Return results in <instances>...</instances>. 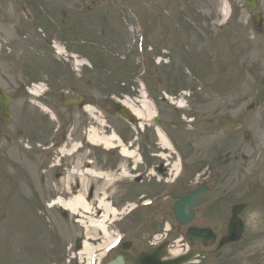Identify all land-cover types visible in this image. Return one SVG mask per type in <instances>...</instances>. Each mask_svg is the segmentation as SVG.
<instances>
[{
	"label": "rangeland",
	"instance_id": "1",
	"mask_svg": "<svg viewBox=\"0 0 264 264\" xmlns=\"http://www.w3.org/2000/svg\"><path fill=\"white\" fill-rule=\"evenodd\" d=\"M244 1L0 0V82L16 99L19 94L14 80L32 76L42 81L43 74L55 77L67 73L65 83L57 88L83 96L101 122L104 135L115 131L140 144L145 142L153 171L162 166L168 169L176 157L160 150L157 127L175 145L179 158H205L214 163L212 171L226 174L213 181L207 198L209 205H217L200 209L192 226L209 227L218 240L225 234L231 206L242 203L247 205L240 214L243 237L217 254L212 252L215 245L208 249L193 246V250L205 252V258H196V264H264V41L259 45L243 42L244 38L251 41L246 31L256 28L243 8ZM256 1L263 20L259 28L264 29V0ZM229 7L232 14L225 19L221 13ZM220 30L228 33L225 43L230 56L222 52L224 48L211 47L215 39L211 34ZM54 43L65 46V54L54 55L50 47ZM74 62L81 65L76 67ZM181 92L187 96L182 101L185 107L179 110L166 97L179 101ZM140 95L157 114L158 126L153 117L146 118L148 113L132 125L116 114V104L134 103ZM59 97L60 92L54 93L52 103L67 120L69 140L77 141L76 132L84 139L97 125L81 110L64 112ZM23 100L11 107L13 120L5 131L11 137L16 113L29 106L38 110L34 108L38 102L31 100L28 106ZM249 101L253 108L246 110ZM37 119L38 134L28 142H10L0 136V264H80L74 245L83 238L85 228L78 222L79 216L56 206L49 208L52 200L65 199L48 195L50 167H58L60 155L49 161L42 151L49 123ZM245 132L248 139L243 138ZM161 153L167 162L162 161ZM189 172L190 166L182 181ZM183 192L174 187L153 198L159 205L167 203L163 207L108 219L114 222L106 240L89 228L97 239L88 243L103 249L118 237L140 248L149 236L152 243L165 238L168 250L182 253L190 246L183 238L185 228L177 226L172 217L171 206ZM98 197L102 196L85 199L94 205ZM138 198L113 195L106 197V202L120 211L122 201ZM152 223L158 224L154 233L149 231Z\"/></svg>",
	"mask_w": 264,
	"mask_h": 264
},
{
	"label": "flooded vegetation",
	"instance_id": "2",
	"mask_svg": "<svg viewBox=\"0 0 264 264\" xmlns=\"http://www.w3.org/2000/svg\"><path fill=\"white\" fill-rule=\"evenodd\" d=\"M243 8L245 10L247 9L245 2L243 3ZM236 10H238L237 7ZM252 19L254 24L258 27L247 30L246 33L249 34L246 36L251 41L244 38L243 42L247 41L248 43H257V45H259V43H263L264 41V29L259 28V25L263 23L261 20L262 16L254 14ZM220 31L221 32H216L213 35L211 34V36L215 37L214 40H211L213 42L211 47L215 50L216 48L222 50L224 48L225 51L222 52H226L227 56H230V49L227 46V43H225L226 41L228 42V33H225L222 30ZM234 35L239 36V33L235 32ZM220 42H224V45L220 44ZM237 48L238 51L241 50V46ZM257 49L258 47L256 46V50ZM219 56L224 57L225 55L219 53ZM238 57L241 58V54ZM216 58H218L217 55ZM228 58L229 57H227L223 64L227 63ZM31 84L32 80L25 77L24 80L17 81L16 91L21 94ZM31 115L32 114L30 113L28 120L25 116V111L23 110L22 112H19V116L15 118L14 133L17 139L22 136H25L26 139H30L37 133V123L32 120ZM28 121L30 122L28 126L29 129H31L30 132H27L26 129ZM4 122L5 121L0 113V132L1 128L4 126ZM73 136L77 139V141H64L60 139L54 141V144L51 145L52 148L50 154L48 155L49 161L53 160L54 157L56 158V156L63 149L65 150L66 156L61 155L59 157L60 162L58 167H53V165L50 167L52 170L51 176L53 180L51 179L52 185L48 189L49 196L53 197L56 195H63L66 197L68 195H75L80 193L82 188L84 194L89 197H93L94 195H105L107 197L118 195L127 197L146 196V198H148L151 194V187L156 189V193L163 192L165 186L150 179L149 170L151 169V164L149 162V152L146 150L147 146L145 145V142H141L140 144L129 139L125 141V147L129 149L132 148L131 152L136 155L133 159H128L119 156V150H111L104 154L101 149H99L98 145L92 144L84 139H80L77 132L73 133ZM142 137H144V135ZM133 145L136 147H133ZM118 147L119 145L115 144L111 149H118ZM213 164L214 163L205 158H196L193 160L188 158L185 161L184 167L185 169H188L190 166V172L187 174V178L184 181L179 180L173 184V186L180 188L181 191H184L180 197L187 195L193 188H197L200 184H204L211 191L215 177H218L216 180L220 181L225 176V173L212 172L211 168ZM122 171L125 173L122 174ZM182 176H185V174H182ZM80 177L84 180V186L81 184ZM98 188H101V191H98ZM206 197L207 196H205L203 200ZM125 202L126 201H122L120 206L125 204ZM163 206L165 205H157L156 207L159 208ZM197 214L198 212L196 209L195 216ZM146 238L147 243L145 245L142 244L140 248H137L136 246H133V244H128V250L126 252H122L120 250L109 255L105 263L116 260V258L121 255L124 261L123 264H134L137 256L150 250L148 246L150 244L148 236Z\"/></svg>",
	"mask_w": 264,
	"mask_h": 264
},
{
	"label": "bare ground",
	"instance_id": "3",
	"mask_svg": "<svg viewBox=\"0 0 264 264\" xmlns=\"http://www.w3.org/2000/svg\"><path fill=\"white\" fill-rule=\"evenodd\" d=\"M221 14L224 18H226L227 10H222ZM55 49L58 50L59 54L63 53V51H61V49H58L56 46ZM75 64L76 67L80 65L79 62H76ZM167 99L171 102V104L175 105L177 108H183L182 100L175 102L169 97H167ZM121 104L127 107L136 116L138 120H143L145 115L144 113H148V116H146L148 120H150V118H152V116L154 115V113L151 112L150 104L148 103L147 99L144 98L143 95H140V99L135 101L134 103L123 101L121 102ZM84 111L88 114V117L91 118L93 124L97 125V127L90 128L87 131V140L89 142L104 147H112L113 144L119 143L118 139L112 133L103 135L101 131L102 129L100 127L101 122L99 121V119L95 118V114L93 113L91 108L86 107ZM157 138L159 147L163 150V152L171 151L169 143L159 131H157ZM121 154L122 156L128 158H134V154L129 150H126L125 148H121ZM160 157L164 160V162L167 161L166 159H164V157L166 156H163V154H161ZM177 171V165L174 163L171 164L169 170L163 167L157 170L158 174L166 173V177H168L169 175H176ZM80 179L81 184L84 186L83 178L80 177ZM105 200L106 198L98 197L96 198L95 204L91 205L87 203V201H85V198L80 193L76 196L72 195L66 200L58 198L50 204V206H58L63 210L67 211L68 213H71L72 215L79 216L80 219L78 220V222L82 224L83 228H85V241L83 243L81 251H79L77 254L80 256V264H85V260H91L90 258L93 257L92 255L95 252H99L102 250L101 248L93 247V245L88 243L89 241L95 242L97 239L95 235L91 236L92 233L89 232V228H92L93 231H96L98 234H100L102 240H106L107 238H109L108 219L114 218L117 214H119L117 211L113 210ZM126 210L127 209H124L123 211ZM123 211L121 213H123ZM105 247H103V249ZM179 254L180 251L178 250L169 251L170 257H176ZM88 257L90 258L88 259ZM86 264H90V261L89 263L87 261Z\"/></svg>",
	"mask_w": 264,
	"mask_h": 264
},
{
	"label": "water",
	"instance_id": "4",
	"mask_svg": "<svg viewBox=\"0 0 264 264\" xmlns=\"http://www.w3.org/2000/svg\"><path fill=\"white\" fill-rule=\"evenodd\" d=\"M0 103L4 113H6L8 101L3 92H0ZM119 112L124 117L131 119V116L126 112L125 109H121ZM202 194L203 191H192L189 196L182 198L175 203L173 211L178 220H180L182 223H187L191 220V209L197 205ZM243 207L244 206L242 205H238L232 208L231 218L227 226L226 235L221 238L216 251H219L224 247L240 240L243 232V226L240 220L237 218V215L241 212ZM187 239L192 244H194L195 241L198 240L204 246H210L214 242V237L208 230L189 229L187 233ZM163 255L164 252L162 250L152 251L150 253L141 255L138 258L136 264H183L184 262L188 261L193 254L189 253L186 256L167 261L161 260V257H163Z\"/></svg>",
	"mask_w": 264,
	"mask_h": 264
}]
</instances>
